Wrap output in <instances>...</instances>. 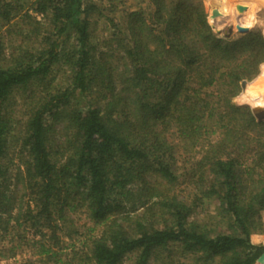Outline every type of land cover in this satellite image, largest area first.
Here are the masks:
<instances>
[{
    "label": "trees",
    "instance_id": "1",
    "mask_svg": "<svg viewBox=\"0 0 264 264\" xmlns=\"http://www.w3.org/2000/svg\"><path fill=\"white\" fill-rule=\"evenodd\" d=\"M15 1L0 0V256L30 246L45 264H67L63 235L81 234V213L93 226L81 252L71 248L80 264H125L132 254L134 264H256L264 120L233 100L261 72L264 34L217 33L212 0L123 11L109 0L106 14L94 0H34L49 29L26 12L24 30L12 26ZM100 18L109 27L101 42ZM11 34L22 40L8 46ZM63 67L70 86L57 89ZM20 98L27 119L17 135L10 107ZM205 199L219 203L210 222L193 217Z\"/></svg>",
    "mask_w": 264,
    "mask_h": 264
},
{
    "label": "rangeland",
    "instance_id": "2",
    "mask_svg": "<svg viewBox=\"0 0 264 264\" xmlns=\"http://www.w3.org/2000/svg\"><path fill=\"white\" fill-rule=\"evenodd\" d=\"M229 1H230V6L232 5L231 7H233L232 8L233 11H228L227 13V12H223V10L225 9L221 7L222 6L221 0H212L213 5L210 9V16H209L210 23L212 21L211 20L212 17L213 18H216L217 16L221 17V18H218V23H220L219 25H214L211 23L214 30L217 33L227 32V34H230V31L228 29L232 27L234 28L233 30L234 35H237L239 32L237 27L242 26L243 28H249V30L258 29L264 34V0H229ZM17 2L22 7L21 9L22 12L12 22V26H14V28L23 27V29L25 30L28 27L25 23H23V19L21 17L24 16L26 12H29L30 15H33L38 20H42L46 25L45 27L49 29L48 23L43 19V17L35 13L34 10L32 9V3L34 2V0L15 1V3ZM94 2L102 6L105 10L107 9L104 12L105 14L110 12L109 11L110 8H108L109 0H94ZM114 3L118 5V8L121 9L122 11L125 9L135 10L141 7L143 8L148 7V0H115ZM252 3L257 4V6L259 5V8L257 9L252 8L251 9L252 11H251L250 5ZM116 16L117 17L121 16V13H117ZM6 29L7 28H4L3 31H5ZM108 35H109V27L107 25V22L105 18H100L98 20V24L95 30L96 40L101 42ZM21 40H22L21 37L11 34L10 36H8L7 45L9 46V45L17 44ZM9 49L10 48L8 47L7 49L8 53L10 52ZM66 68L67 67H63L62 69H59L60 71L57 73V79L55 82L57 89H61V88L66 89L67 87L70 86V78H69L70 72L68 68L67 69ZM248 82H249V86L251 85V88L249 89L248 87V89L246 90L243 88L241 94L233 100V103H235L238 106H249L254 113L255 111H258V110H264V65L261 67L260 74L254 80L248 81ZM261 89H263L262 92H261ZM246 98L252 100V103L255 105L248 104V103H242L241 100L242 99L246 100ZM21 100L22 99L20 98L17 104L12 105L14 102H11L10 104L12 105L10 107V110L14 111L12 112V115L17 122V124H15L16 128L14 129L17 135L23 134L24 128H25L24 124L27 119L24 114L25 110L22 109ZM256 104H261V105L257 106ZM18 122H20V124ZM173 137L174 139H176V134H174ZM18 145L16 149L13 148L11 155L9 157V159H11V161L13 162L12 166L15 169L19 166V164H21V160L18 156V150L20 148ZM193 157H194V154H191L189 156H186L187 159L185 158L186 160L185 159L184 160L185 161L193 160ZM187 187L188 186L183 185L180 188L179 193H183V195L187 197L188 196L192 197V199L195 198V195L197 194V192L195 191L194 187H188V188ZM18 193L20 194V192ZM201 203H202V207L199 206V208L195 210L193 217L196 220L210 222V220L212 219L211 218L212 214L215 215L219 203L217 201L208 200V199L203 200ZM74 218L76 220V223L79 227L81 234L77 238L75 237L76 240H74L73 242L72 240L67 239L62 233L64 244L66 246L67 245L70 246V248L65 251L64 259L67 262V264H80V261L78 258L73 259V257L75 256V252L76 251L81 252V249L84 246V244L81 241L86 240L92 234L89 231V228L92 227L93 224L85 217L84 214L78 213L74 215ZM97 231H99V228L97 229ZM21 232L27 233V238L32 239L31 229L29 228L25 230L22 229ZM254 237H255L254 240L256 242H261L264 244V234L254 235ZM74 246L76 249L75 252L71 249ZM35 251L36 250L34 248L30 246H25L22 252H20L16 257H1L0 256V264H24L28 260H31L33 262L32 264H45L43 261H41V258L38 255H35L36 253ZM135 258L136 256L134 254L129 255L125 259V264H134ZM69 259H71V262ZM48 264H52V263H48ZM154 264H163V262L157 261ZM256 264H260L258 260Z\"/></svg>",
    "mask_w": 264,
    "mask_h": 264
},
{
    "label": "water",
    "instance_id": "3",
    "mask_svg": "<svg viewBox=\"0 0 264 264\" xmlns=\"http://www.w3.org/2000/svg\"><path fill=\"white\" fill-rule=\"evenodd\" d=\"M237 29H238V31L241 32V33H243V32H247V31L249 30V28H243L242 26H238ZM242 87H243L245 90L248 89V87H249V82H248V81H244V82L242 83ZM254 114L257 116V118H258L259 120H264V110H258V111H255ZM258 262H259L260 264H264V254L258 259Z\"/></svg>",
    "mask_w": 264,
    "mask_h": 264
},
{
    "label": "bare ground",
    "instance_id": "4",
    "mask_svg": "<svg viewBox=\"0 0 264 264\" xmlns=\"http://www.w3.org/2000/svg\"><path fill=\"white\" fill-rule=\"evenodd\" d=\"M250 88H251V85L249 86V89H250ZM247 91H249V90H247ZM262 91H263V89H261V92H262ZM261 92H260V93H261Z\"/></svg>",
    "mask_w": 264,
    "mask_h": 264
}]
</instances>
